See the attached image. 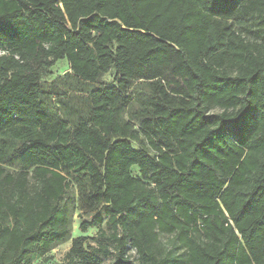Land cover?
Masks as SVG:
<instances>
[{
  "label": "trees",
  "instance_id": "1",
  "mask_svg": "<svg viewBox=\"0 0 264 264\" xmlns=\"http://www.w3.org/2000/svg\"><path fill=\"white\" fill-rule=\"evenodd\" d=\"M59 60L75 100L44 89ZM76 204L115 264H264V0H0V264L65 241ZM86 241L64 264L112 254Z\"/></svg>",
  "mask_w": 264,
  "mask_h": 264
},
{
  "label": "rangeland",
  "instance_id": "2",
  "mask_svg": "<svg viewBox=\"0 0 264 264\" xmlns=\"http://www.w3.org/2000/svg\"><path fill=\"white\" fill-rule=\"evenodd\" d=\"M69 64L67 60H59L56 62V64L51 67L45 74L43 78V86L46 91H50L52 93V100H58L59 98H69L71 95L72 98L75 100L76 94L69 92L68 96L65 95V86L63 84L62 78L63 76L69 72ZM115 78V71L112 70L108 74H106L102 81L104 83H111L113 82ZM69 100V99H67ZM62 113H67V109L62 105L61 107ZM221 112V109L216 108L211 110L210 113H218ZM129 116V114H127ZM126 116V118H128ZM136 130L138 129V126H136ZM139 133V132H138ZM139 137L143 141L141 144L137 141H133V145L136 149H139L140 147L144 146L145 148L149 149L152 153L153 150H151L148 147V143L146 138L143 134L139 133ZM135 173L137 174V170H135ZM82 185H84V182H81ZM79 188V187H78ZM75 192L77 193V186ZM97 216H102L104 221L99 227H88L87 231L84 232L81 229V224L83 222H91L96 218ZM108 217L105 215V212L103 209L99 208L96 211L93 212H86L82 211L81 208L78 207V204H76L75 209H73L71 216H70V235L69 237L63 241L62 243H59L53 247V249L47 253L44 257L38 258L34 261L33 264H64L66 261V253L69 251L72 240L77 237H85L87 239L86 246L90 245L94 248H99L100 244H106L109 246L112 254L108 257L102 258L101 264H115V249L114 245L109 241V237L112 233L111 228L107 224ZM100 229V231H99ZM102 234V235H101ZM156 251L162 256H170L171 254H184L186 249L184 247L180 246V243L176 237L175 234H159V245L156 248ZM129 255L134 257L136 256L135 250L131 249L129 251Z\"/></svg>",
  "mask_w": 264,
  "mask_h": 264
}]
</instances>
